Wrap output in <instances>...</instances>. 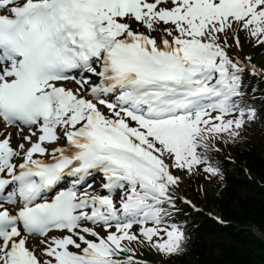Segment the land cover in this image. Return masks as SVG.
Here are the masks:
<instances>
[{
	"label": "snow or ice",
	"instance_id": "obj_1",
	"mask_svg": "<svg viewBox=\"0 0 264 264\" xmlns=\"http://www.w3.org/2000/svg\"><path fill=\"white\" fill-rule=\"evenodd\" d=\"M264 0H0V264L185 251L184 177L257 117Z\"/></svg>",
	"mask_w": 264,
	"mask_h": 264
},
{
	"label": "trees",
	"instance_id": "obj_2",
	"mask_svg": "<svg viewBox=\"0 0 264 264\" xmlns=\"http://www.w3.org/2000/svg\"><path fill=\"white\" fill-rule=\"evenodd\" d=\"M255 107L257 122L264 131V101ZM233 151L237 161L246 162L247 171L255 179L226 175L225 186L217 196L206 199V209L216 206L225 225L202 214L189 219L184 215L188 209L180 205L177 217L187 220L188 242L185 251L166 264H264V240L251 232L256 228L264 236V144Z\"/></svg>",
	"mask_w": 264,
	"mask_h": 264
},
{
	"label": "rangeland",
	"instance_id": "obj_3",
	"mask_svg": "<svg viewBox=\"0 0 264 264\" xmlns=\"http://www.w3.org/2000/svg\"><path fill=\"white\" fill-rule=\"evenodd\" d=\"M244 46L248 49H251L250 44L244 43ZM256 63L258 65H264V55L258 57L256 59ZM254 83V77H252L248 81V87L246 90V93L249 94V89L253 87ZM220 143H224L220 141ZM229 143L235 144L239 147H244L246 144H253L257 147H262L264 143V135L263 131L260 128V126L256 125L254 121L247 122L242 130L240 131V134L238 137L233 138L229 140ZM224 151H227L226 149H223ZM186 179H190L193 184V188L196 191L197 195L200 197L201 202L205 201V195L208 196L209 199H214L215 196L218 193V190L223 185V177L221 174H217L216 176H213L211 179L207 178L204 173L200 174H193L192 176H186ZM186 182L185 180L180 186L179 194L185 195L186 194ZM251 232L258 238H264L262 233H260L256 228H253ZM264 240V239H263ZM140 250V249H139ZM142 252L145 254L147 249L142 248ZM140 250V251H141Z\"/></svg>",
	"mask_w": 264,
	"mask_h": 264
}]
</instances>
